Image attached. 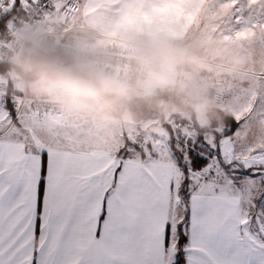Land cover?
<instances>
[{"label": "snow or ice", "instance_id": "6c2138e0", "mask_svg": "<svg viewBox=\"0 0 264 264\" xmlns=\"http://www.w3.org/2000/svg\"><path fill=\"white\" fill-rule=\"evenodd\" d=\"M242 93L211 132L113 145L0 97V264H264V73Z\"/></svg>", "mask_w": 264, "mask_h": 264}, {"label": "rangeland", "instance_id": "374dc122", "mask_svg": "<svg viewBox=\"0 0 264 264\" xmlns=\"http://www.w3.org/2000/svg\"><path fill=\"white\" fill-rule=\"evenodd\" d=\"M76 1L80 4L81 11L76 19L70 21L72 24L83 21L85 11L90 16L93 14V0ZM4 3L5 0H0V8ZM98 5L102 9L103 6H108L104 3ZM115 8L127 12L129 21L115 29H93L90 32L91 39L85 40L80 34H72L67 38L64 36L70 33L57 35L71 24H61L57 22L56 15H53L51 20L56 25L52 30L56 33L53 37L64 43H76L79 48L76 55L81 60L94 62L100 72L113 69L114 77L111 78L118 81H130L134 68L140 66L142 61L134 62L131 67L105 64L100 60L99 53L108 49L112 43L126 41L124 39L136 41L147 50L154 51L145 58L144 63L148 65L147 68L158 70L164 75L168 85L164 89L175 91L176 99L195 108V121L199 127L208 128L211 120L207 112L212 107L232 116L233 110L241 104L242 90L256 76L264 73V0H118ZM148 10L157 13L159 19H164V23L158 22L151 26L149 21L152 16ZM142 13L148 17L150 26L148 23L147 26L143 25L140 19ZM16 22L13 19L9 25ZM142 27H151L153 31ZM104 34L112 37L98 40ZM27 42L29 39L25 37L13 44H26L24 49H19L20 54L15 56L14 65L23 64L29 49ZM90 52L95 54L91 57ZM89 62L81 61L82 65H89ZM156 91L157 89L146 88L144 95H152ZM28 101L27 99L25 103ZM32 107L34 111H38L34 105ZM159 109L160 115L165 117V122L170 126L182 131L189 130L194 135L199 133L194 127L191 111L169 101L163 102ZM62 113L52 114L61 116ZM165 122L161 117L139 122L131 118L118 119L115 124L116 143L124 136L150 138L161 134L167 130Z\"/></svg>", "mask_w": 264, "mask_h": 264}, {"label": "clouds", "instance_id": "9594fccd", "mask_svg": "<svg viewBox=\"0 0 264 264\" xmlns=\"http://www.w3.org/2000/svg\"><path fill=\"white\" fill-rule=\"evenodd\" d=\"M20 70L30 81L34 95L62 101L71 109L94 111L115 119H138V109L158 105L159 90L168 86L164 75L150 68L130 81H118L100 71H89L87 80L80 79L38 58L26 60ZM146 88L157 89V94L145 97Z\"/></svg>", "mask_w": 264, "mask_h": 264}, {"label": "built area", "instance_id": "2783aa9c", "mask_svg": "<svg viewBox=\"0 0 264 264\" xmlns=\"http://www.w3.org/2000/svg\"><path fill=\"white\" fill-rule=\"evenodd\" d=\"M80 11V4L76 0H47L46 8L28 9L24 20L17 21L11 24V26L9 25L5 34L0 33V60L3 59L14 65L16 60L11 46L23 40L28 34L37 37L39 43L45 42L52 45H61L68 51L77 54L79 48L73 41L64 43L62 40L54 39L53 36L56 33H53L52 30L55 24L52 22L51 18L53 15H56L57 22L68 24L70 21L77 18ZM57 35L61 36L64 34L60 33ZM153 52L152 50H147L142 44L121 40L112 43L108 49L99 53V58L105 64H118L125 67H131L134 65V62L138 63L142 61L140 66L134 68L132 73L133 77L139 75L148 67V65L144 63V60ZM90 53L92 54L91 57L95 54V52ZM5 94L17 98V95L10 92V78L0 73V97H3ZM19 98L22 100L23 105L27 99L30 100L27 95H23ZM31 101L35 109L40 112L61 113L67 108L64 102L43 96L32 97Z\"/></svg>", "mask_w": 264, "mask_h": 264}, {"label": "crops", "instance_id": "0c3cea01", "mask_svg": "<svg viewBox=\"0 0 264 264\" xmlns=\"http://www.w3.org/2000/svg\"><path fill=\"white\" fill-rule=\"evenodd\" d=\"M96 3H97L96 0H93V14H91V16L86 11L83 12V15H82L83 21H81L80 23H74V24L70 22L69 24L71 25L67 29H65V31H60L57 34L70 33L69 35H65L64 38H67L68 36H71L72 34H75L76 36L80 34L82 39L84 40L86 38L91 39L90 32H92L93 29L95 30L97 29L99 30L100 28L101 29L103 28L115 29V28L120 27L119 25L125 24V22L129 21L128 13L125 11H119L118 9H116L115 3L114 4L108 3L107 7L103 6L104 10L101 8L100 5H98V3L97 4ZM104 5H107V4L104 3ZM149 12H151V14L149 15L152 16V19L149 21L151 23V26L154 23L163 22L164 19L163 18L159 19L157 13H153L152 11H149ZM140 17H142L140 19L142 20L143 25L147 26L146 23H148V17L145 16L144 13H142ZM25 18H26V13L19 9V16L14 18V20L21 21V20H24ZM150 23H148L149 26H150ZM126 28H130V27H126ZM142 29H146V30L151 29V31H153L151 27L150 28L142 27ZM111 34L113 37H115L114 32H112ZM112 36L109 34H104V36H99L100 38H98V40H101L102 38L103 39L110 38ZM169 36H173V35H169ZM27 38L29 39V42H27V45H29V49L26 54V57L24 54V57H25L24 62L29 59L32 49L39 43V41L37 40V37L35 36L28 34ZM124 40L133 42L128 39H124ZM22 44H15L16 47L12 44L11 47L13 49V53L15 54V56H19L20 50L25 48L26 44L24 45ZM1 61H3V59H1L0 62ZM81 61L89 62L88 59L81 60ZM88 64L89 66L95 67L97 71H100L99 68H97L98 66L94 65V62H89ZM21 66H22V63L20 64L17 63L16 67L21 68ZM103 73L108 75L109 77H114L113 69H109L108 71L104 70ZM1 74H5L7 75L8 78H10V92L14 93V95H17V98L22 97L23 95L28 96L30 100L27 103H25L24 106L31 108L33 110V107H32L33 104L31 102V99L32 97H35L36 95H34L33 92L30 90V81L26 79L24 75L20 74L15 68H9L7 72L1 73ZM61 116L64 117L65 120L69 122L70 124L78 125L88 130L90 133H92L94 138L98 139L102 143H105L107 145L116 144L117 127L115 126V124L117 123L118 119L106 118L100 113H97L94 111H88L84 109H71L69 107L66 108V110L61 114Z\"/></svg>", "mask_w": 264, "mask_h": 264}, {"label": "trees", "instance_id": "16d2710c", "mask_svg": "<svg viewBox=\"0 0 264 264\" xmlns=\"http://www.w3.org/2000/svg\"><path fill=\"white\" fill-rule=\"evenodd\" d=\"M18 16H19V8L13 11L12 14L8 17L7 27L4 29H0V33L5 34L6 31L8 30L9 22ZM31 58H38L48 63H51L55 67L66 72L68 75L85 80L88 79L86 73H88L89 71H97V69L93 66L82 65L79 56L72 53L71 51H68L61 45H52L45 42L38 43L30 53L29 59ZM16 66L17 65L10 64L7 61L3 60L0 62V73L7 72L9 68H15L20 74H22L20 70L21 68ZM157 91L155 92V94L145 95V97L150 98L152 96H155L157 94ZM159 97L160 99L158 105L139 108L138 109L139 118L134 120L136 122H139L146 119L161 117L163 122H165L164 120L165 117L163 115H160L159 108L163 102L169 101L172 104H176L180 106L182 109L191 111L192 120L195 121L196 119L197 121V114L195 112V108L192 105H185L182 102H180L178 99H176L175 91H171L169 89L159 90ZM207 116H209L211 120L209 126H207L208 128L199 127L197 124L198 122L196 121L194 122V127L199 131V133L215 129L218 126H220V124L224 125L227 122H229L231 118V115H228L224 111L215 107H212L211 109L208 110ZM164 125H166L167 129L170 126L166 122Z\"/></svg>", "mask_w": 264, "mask_h": 264}]
</instances>
